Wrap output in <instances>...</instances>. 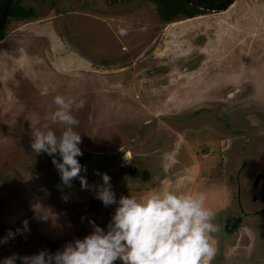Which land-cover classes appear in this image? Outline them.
Returning <instances> with one entry per match:
<instances>
[{
	"label": "rangeland",
	"instance_id": "1",
	"mask_svg": "<svg viewBox=\"0 0 264 264\" xmlns=\"http://www.w3.org/2000/svg\"><path fill=\"white\" fill-rule=\"evenodd\" d=\"M21 3L34 15L12 18L0 41V237L24 219L30 231L0 244V259L54 253L88 235L89 220L106 229L114 214L79 179L63 186L51 157L32 152V130H63L51 121L56 95L84 101L74 130L90 185L99 172L117 198L202 192L219 229L236 209L234 191L252 210V188L264 183L255 180L264 172V0L172 21L146 0ZM33 205L49 218H34ZM221 233L209 238L225 255L216 264H264V229H239L248 247Z\"/></svg>",
	"mask_w": 264,
	"mask_h": 264
},
{
	"label": "clouds",
	"instance_id": "2",
	"mask_svg": "<svg viewBox=\"0 0 264 264\" xmlns=\"http://www.w3.org/2000/svg\"><path fill=\"white\" fill-rule=\"evenodd\" d=\"M53 102L57 107L51 121L59 122L63 130L57 135L48 124L32 130V152L51 157L63 186L70 188L73 179H79L81 188L93 191L105 207L116 205L114 214L106 229L89 220L92 231L88 235L54 253L47 249L31 255L13 253L0 259V264H17V260L20 264H115L117 260L121 264H209L215 255L209 235L219 227L213 222V211L205 206V195L164 190L139 199L132 195L117 198L111 177L99 172L102 182L90 185L81 175L87 169L78 159L83 155L81 134L74 130L79 120L73 109L82 108L84 101L56 95ZM125 159H130L129 154L125 153ZM37 208L33 205L34 218L47 220L48 213ZM28 231L29 222L24 219L15 231L9 229L0 237V244Z\"/></svg>",
	"mask_w": 264,
	"mask_h": 264
},
{
	"label": "flooded vegetation",
	"instance_id": "3",
	"mask_svg": "<svg viewBox=\"0 0 264 264\" xmlns=\"http://www.w3.org/2000/svg\"><path fill=\"white\" fill-rule=\"evenodd\" d=\"M262 171H264V168H262ZM264 178V172L259 173L257 172L255 180L259 183L260 179ZM264 182V181H263ZM253 190V198H252V210L246 212L245 211V198L242 199L241 189L239 191H234L235 196L233 197V200H235L236 209H227L225 212H227L226 220L224 223L225 230H229V235L232 237L233 235H237V239H239L242 242V245L249 246L250 240L249 235L247 233H242L245 235H241L239 233V229H243L245 226H249L250 228L253 227H261L264 229V208H259L261 206H264V183H260L255 185ZM247 191V190H246ZM246 196V195H245ZM250 203V200L248 201ZM236 210V213H232L231 211ZM229 212V213H228ZM252 212L253 216H248ZM225 218V217H224ZM234 220V222L231 223V220ZM246 223V225H245ZM232 225H234L235 228H232ZM226 233V232H225ZM228 233V232H227ZM245 236V237H244ZM228 240V237H226Z\"/></svg>",
	"mask_w": 264,
	"mask_h": 264
},
{
	"label": "trees",
	"instance_id": "4",
	"mask_svg": "<svg viewBox=\"0 0 264 264\" xmlns=\"http://www.w3.org/2000/svg\"><path fill=\"white\" fill-rule=\"evenodd\" d=\"M0 0V4H1ZM22 0H11L6 17L0 25V41L4 39L6 29L10 20L14 19H29L34 15L33 8H26L21 3ZM154 3L157 6L158 13L162 20L172 21L176 18L195 17L197 15L205 13L204 10L191 5L186 0H146ZM210 2H220L222 0H207Z\"/></svg>",
	"mask_w": 264,
	"mask_h": 264
},
{
	"label": "water",
	"instance_id": "5",
	"mask_svg": "<svg viewBox=\"0 0 264 264\" xmlns=\"http://www.w3.org/2000/svg\"><path fill=\"white\" fill-rule=\"evenodd\" d=\"M201 10L211 12H221L227 10L236 0H222L220 2H210L207 0H186ZM11 0H2L0 4V25L6 17ZM223 257L222 252H217L209 264H216Z\"/></svg>",
	"mask_w": 264,
	"mask_h": 264
},
{
	"label": "crops",
	"instance_id": "6",
	"mask_svg": "<svg viewBox=\"0 0 264 264\" xmlns=\"http://www.w3.org/2000/svg\"><path fill=\"white\" fill-rule=\"evenodd\" d=\"M202 168V167H201ZM201 168H200V170H201ZM182 188L184 189V184H183V186H182ZM187 194H190V192L188 191V193ZM230 197V195L228 196V198ZM227 204V203H226ZM222 210H224V209H222ZM222 223V222H221ZM224 223H225V220L223 221V223H222V225L220 226V229H219V231L220 232H222L221 233V239H224V238H226V234H227V232H228V234H229V230L227 231V230H225V228H224ZM226 232V233H225ZM209 238L211 239V238H213V236L212 235H209ZM218 240L220 241V239L218 238ZM226 239H224V240H222L223 242L225 241ZM216 241V240H215ZM227 241V240H226ZM225 241V242H226ZM215 256V255H214ZM225 257V255H223V258Z\"/></svg>",
	"mask_w": 264,
	"mask_h": 264
},
{
	"label": "bare ground",
	"instance_id": "7",
	"mask_svg": "<svg viewBox=\"0 0 264 264\" xmlns=\"http://www.w3.org/2000/svg\"><path fill=\"white\" fill-rule=\"evenodd\" d=\"M129 154V156H130V153H128Z\"/></svg>",
	"mask_w": 264,
	"mask_h": 264
}]
</instances>
